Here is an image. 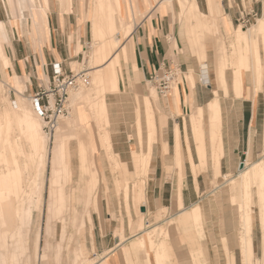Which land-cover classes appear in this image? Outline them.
Listing matches in <instances>:
<instances>
[{
	"label": "bare ground",
	"instance_id": "1",
	"mask_svg": "<svg viewBox=\"0 0 264 264\" xmlns=\"http://www.w3.org/2000/svg\"><path fill=\"white\" fill-rule=\"evenodd\" d=\"M49 1L50 0H3V7L5 9L6 5L9 7L12 16L16 18L15 21L21 25L23 33L27 32L25 26L28 23L24 16V13L27 12L30 16V31L32 30L31 32L34 33L38 42L45 43L49 37L47 26V18L50 10ZM58 1L61 8L67 10L71 8V0ZM132 1L133 0H92L88 17L90 20L92 37L89 50V57L92 64L90 71L92 76L91 86L90 88L87 87L88 89L86 90L85 87L89 84L88 83L77 90H71L68 95L72 107L77 108L79 105H84L87 114L99 125L101 138L104 140L103 143L112 158L115 153L112 151L111 132L108 130L110 125V113L105 99V92L107 88L111 93L122 92L121 90L125 88V75H127L128 81L132 82L135 81V78L138 77L137 75L139 74L136 72L137 67L133 62H129L130 71H124L123 66L124 59H131V44L128 38L134 28V20L132 19L133 9L131 6ZM152 1L157 4L160 3L162 4L161 6H166L168 8L177 25V33L180 35L183 33L189 40H193L197 48L196 53L202 58V62L206 60V52L205 44L201 37V31L205 28L209 29L214 22L219 24L221 28L226 31H228L229 28H231L230 31L233 29L231 19L227 14L223 13L221 0H206L207 12H202L199 9L197 0H147L149 5H151ZM220 12H222V15L220 17L218 16L219 19H214ZM142 16L144 17V14H142ZM83 18H86L85 14H83ZM261 26L262 22L259 24V27ZM243 27V25L240 27L238 26L237 30L235 28V31L231 32L233 35L231 40L232 53H230V57H227L225 54L224 45H218V58L220 59L217 65V78L220 81L223 92L226 94L228 87L225 82V68L230 66L232 68L231 88L235 93L234 95L237 97L242 93V70H253V83L257 84V86L259 85L260 78V60L254 40L255 31L254 29H243ZM0 30L6 34L7 40L9 41V30L6 24L1 21ZM5 45L8 46V43L6 44L0 39V83L3 82L1 77L4 76V73H7L8 68L11 69L12 64L9 56L5 53L6 51H4ZM205 67L206 65L203 63V70ZM11 72L12 76H8L9 86L13 89L16 99L11 100L8 98V95L2 96L0 94V102L4 103L2 112H0V264L11 263V261L15 260L18 252L29 250L28 246L25 245V241H21V234L22 224L28 223L31 219L32 205L36 206L39 210L43 208L41 212L42 215L39 217L40 220L37 223L32 238V254L35 255L37 261L47 260L48 257H50L49 254L51 253L52 246L55 245L57 247L56 243L52 242V239L55 236V226L58 220L61 222L60 239L58 240L63 241L66 236H68L66 210L68 209L67 206L69 205L70 199L72 200V196L68 194V185L74 180V171L78 172V178L75 179L77 186L73 188L74 192L78 191L84 193L86 186L83 181V176L86 174L88 177L86 179L88 185L87 199L84 195V200L86 199L87 202L100 177L98 167L95 160L92 159L93 155L90 153V147L87 141L88 136L86 132H84V127L83 125L77 126L79 118L74 114L71 120L62 121V118L64 119V117L69 114V106L68 114L59 117L55 127L51 131L46 132L44 129V121L39 114L40 117L37 115V110L33 106V102L30 103V100L27 101V97H25L23 93L26 89L25 83L19 81L15 73L13 71ZM182 76L184 79H188L193 83L191 72L183 73ZM173 86L176 89V85L174 84ZM133 87L135 90L143 91L139 82H133ZM83 88L85 91L81 90ZM170 94L171 97L165 100V105L167 107H171L173 104L176 106L177 93L172 91ZM214 94L215 98L210 101L208 105L206 104V109L208 110L207 118L213 170L215 175H219V158L222 151L220 132L221 118L220 105L217 97L218 94L216 91H214ZM72 113H74L73 110ZM202 114V108L198 107L194 113L190 115L189 120L200 163L205 165L206 153ZM41 120L43 125L41 124ZM70 123H72V126ZM73 124L77 127H74ZM136 125L139 134L140 122L137 118ZM69 127L72 129L74 127V129L72 130ZM66 129H68V131L71 130V132L73 131L74 137H77V140H75V148H70L69 143L66 141L67 138L64 140L63 135ZM175 131L176 142H174L177 145L176 156H178V158L176 157V160H178L181 155L179 153L178 133L176 129L174 132ZM73 133L71 134L73 135ZM154 140L155 131L152 123L151 129L147 132L146 151L140 154L133 151L131 148L133 161L135 163L133 167L134 171L132 170L133 172L131 174H127L126 178L123 177L124 174H121L120 177V182H123L122 187L124 191L122 192H124L123 197L126 204L128 183L131 182L133 184V181L129 180H135L139 178L140 174H145L144 172H146L145 170L148 167L151 146ZM77 156L79 162L78 165L76 164V167H74L73 157ZM180 161L181 160L176 161L177 163L175 162L177 167ZM181 166L182 163L179 167ZM195 166L196 165L192 163V168ZM180 175L181 174H179V177L181 178L182 175ZM226 181L230 184L231 189H229L232 191V195L230 194L231 196H229L231 198L230 201L233 203L238 202V225L236 224L238 227L236 228V236L238 237L239 251L241 252L240 261H242V264H264V162L246 163L245 167L238 172L236 177L226 176ZM132 187H135V185ZM180 187L175 190L176 194L174 193L176 198L175 201H173L172 207L174 208V206H176V209H182L183 207ZM252 188L255 191H253ZM174 189H176V186ZM44 192H46V197L43 195ZM132 197L134 201L139 202V205L143 204L141 201L144 197L143 185L138 184L133 191ZM252 204L257 206L256 217L261 228V257H256L253 251ZM202 207L203 206H201V209ZM71 209L70 218L73 220L72 222L78 221V218L82 220V215H84V219L87 218L90 220L87 211L83 213L75 206H72ZM165 209L166 208H163V210ZM201 209L199 206H194L191 211V217L194 224L197 226V228H195L198 229L196 233L197 236L202 233V224L204 223H202L203 214ZM80 212L82 215L79 214ZM146 213L147 212H142L140 214L136 226L137 230H144V226H150L148 221L144 223L147 217ZM172 221L174 220L172 219ZM76 222L74 223L76 224ZM81 222L82 221L77 223L80 224ZM173 228L175 230L174 226ZM145 230V236H141L139 247L145 248L147 244L149 247L148 249L153 253V262L155 264H167L162 240L159 239V235L165 238L169 237L168 226L162 223L160 226H158V224L152 225V227ZM119 231L120 232L117 233L120 238L119 243H121L124 238L121 227ZM198 239H200L199 236ZM68 241L70 242V240ZM66 244L63 246L66 247ZM71 244H74V242L70 243L69 246ZM76 245L78 244L75 243L74 249ZM82 247L85 249L84 246ZM82 247L76 248V253L80 249L82 251ZM67 248L70 249L69 247L65 249ZM72 252L74 251L72 250ZM229 252L230 251H228V253ZM78 254L79 255L76 254L78 256V261L75 259V264L76 261L77 264H100L99 262H94L91 257H86L88 259L84 258L85 256L83 254L85 253L82 254L78 252ZM80 254H82L81 257L84 256L83 259L85 260L80 257ZM78 258H81V261ZM96 258L97 257H95L94 260ZM97 259L95 261H98ZM227 264H229V259H227Z\"/></svg>",
	"mask_w": 264,
	"mask_h": 264
},
{
	"label": "crops",
	"instance_id": "2",
	"mask_svg": "<svg viewBox=\"0 0 264 264\" xmlns=\"http://www.w3.org/2000/svg\"><path fill=\"white\" fill-rule=\"evenodd\" d=\"M197 2L200 9L201 2L198 0ZM155 3L152 1L151 5H149L147 0H133L131 2L134 28L128 38L131 44V59L129 62H133L139 70L140 75L148 80L151 75L159 73L162 67L167 65L176 66L175 63H177L181 71L178 73L179 79L176 84L177 106H174V104L170 108L162 106L159 112L155 110L156 112L153 114L155 140L151 146L147 173L143 177L144 202L142 205H138L137 208L140 213L159 208H166L167 212L175 209L173 214L167 217V223L163 222V224L168 226L169 237L159 238L162 240L167 264H227V259H229V264H242V261H240L241 252L239 251L238 237L236 236L237 232L228 228L235 227L236 224L238 225V220L236 224H224L225 228L228 229H223L222 231L220 229L221 224L217 221L218 219L211 216L206 222L205 229L203 222L206 220L202 222V233L199 232L200 234L198 236L200 239H198L196 234L198 229H196L197 226L191 217V211L194 206H199L201 209L204 200L207 201L208 210H219V205L224 206L227 204L224 202L225 198H223L225 192L221 190V188L225 187L223 183L226 181V176L236 177L238 172L245 167L246 163L264 162V51L261 47L262 40L264 46V0L255 1L256 9L261 14L256 23L253 24V27H243V29H254L255 31L254 40L260 60L259 85L257 86V84L253 83V70H242V93L238 97L234 95L235 93L231 88L232 68L230 66L225 68V82L228 87L227 93L225 94L221 88L216 74L220 59L218 58L219 50L216 54L215 48L208 49L206 55L207 60H205L206 68L204 70L195 55H192L190 52H188V56L184 52H182L184 54L177 53V51H181L182 47L179 34L177 33V25L166 6ZM51 7L47 18L49 37L44 44L37 46L36 44L40 42H38L36 37L33 39L36 44L24 43L19 37L15 36V34L18 35L20 33V29L18 30V27L14 26L12 27V35L11 39L9 38L8 46H4V51H6L5 53L9 56L10 62L12 63L11 69H7V74L11 77V71H13L18 80L25 83L26 89L24 92L29 97L40 86L46 85L50 81V77L57 64L63 71L67 72L69 69H72L71 64L76 65L81 63L79 61L80 51L83 49L85 40L91 36L90 21L82 18L79 12V15L72 11L69 13H60L55 0L52 1ZM223 13L227 14L224 10ZM142 14H144V17ZM228 16L234 28L236 26V12L228 11ZM9 18L7 14H3V0H0V21L7 22ZM260 22H262L261 27H259ZM230 29L228 31L224 29L223 33L225 35L230 34L232 32ZM258 36L262 38L257 39ZM173 38L177 42L175 48L171 43ZM224 48L225 54L227 57H230L229 55H231L232 49L228 47L225 36ZM189 72L193 76V83L188 79H184L182 76L183 73ZM214 91L218 94L221 118L220 132L222 151L219 158V175H215L213 170L207 118L208 110L206 109V104L208 105L215 98ZM171 94H167L165 100L169 99ZM163 103L165 104V102ZM198 107H201L203 110L202 127L204 130L206 153L205 165L200 163L198 152L195 148L196 142L195 139L193 140L194 136H192V129H190V115ZM118 114L116 111V115ZM112 115H114V112ZM140 115L143 131L144 113L140 112ZM147 115H149V112ZM116 120L117 123H112L114 126L109 129L121 130L117 116ZM147 122L150 130L152 125L151 118H148ZM87 125H91L90 120H88ZM175 129L178 133L179 150L181 151H179L181 156H179L178 160H176L178 156H176ZM133 145L135 151L141 150L145 152L146 138L144 139L142 137L141 145H139L138 141L134 142ZM129 146H131V142H129ZM117 150H119L118 147ZM179 160L181 161L178 162L180 164H177V167L175 162ZM96 163L99 172L103 173L107 179L115 176L110 174L108 162L104 157L100 156ZM181 163L182 166L179 167ZM192 163L196 165L194 168H192ZM240 164H243L242 169L239 168ZM132 172V170H129L127 174H131ZM179 174L182 175H180L181 178ZM123 177L125 178L126 176L123 175ZM115 180L114 183L116 184ZM214 182L219 184L213 185ZM132 186V183L129 182L127 188V208L132 220L135 221V216L132 214L135 209L134 200L132 199ZM175 186L176 189H174ZM179 187L181 188L182 209H176V206L174 208L172 207L173 201L176 198L175 190ZM253 188L252 190L255 191ZM230 189L229 192L232 195ZM122 191H124L123 188L119 192L120 197L117 199L113 190L107 194L108 199L102 198L100 206L101 217L100 215H96V222L93 219L94 230L91 241L89 242V247L93 249L92 255H102L108 264H155L153 262V253L148 249V245L146 244L145 248L139 247L141 238L145 236V231H140L139 233H132L130 231L128 218L126 219L128 214L123 197L124 192ZM84 194L87 199L88 193L84 192ZM104 194L106 193L103 192ZM86 199L80 207H86ZM229 199L231 198L229 197ZM231 203L232 205H236L235 209L237 210L238 202ZM98 205L97 201V209ZM255 207L257 211V206ZM141 208L144 211H141ZM201 211L203 219H205L203 207ZM120 212L126 220V223H123V225L117 220L120 216L118 213ZM92 217L94 218L93 215ZM160 225L162 223L158 224V226ZM120 227L124 234V239H122L121 243H119L120 238L117 233L120 232ZM252 230L253 251L254 254H257L256 257H261V230L257 217L255 223L252 219ZM60 232L61 228L59 236ZM221 240L222 242L227 240L229 243H236L238 252L226 253V257L222 252L213 250L208 252L206 241L209 244H215L221 242ZM223 246L224 249H228L226 244H223Z\"/></svg>",
	"mask_w": 264,
	"mask_h": 264
},
{
	"label": "rangeland",
	"instance_id": "3",
	"mask_svg": "<svg viewBox=\"0 0 264 264\" xmlns=\"http://www.w3.org/2000/svg\"><path fill=\"white\" fill-rule=\"evenodd\" d=\"M52 1H54V0L49 1L50 2V10L52 8L51 7ZM55 1L57 2V6L59 8L60 13H64V12L69 13L70 11H72L74 13H77L78 15L80 13V15H82V18H83V14H85L86 18H84V19L89 20L88 17L90 14L92 0H71L70 1L71 2V8L69 10H67L65 8H61L59 5V1L58 0H55ZM198 1L201 2L200 10L202 12H207L205 0H198ZM229 1H230V3L233 2L232 3L233 6L229 9H227L226 8V6H227L226 0H221L224 12H226L227 15H228V11L236 12V14H237V10H236L235 5H234L237 2V0H229ZM244 3L246 4V6H249L252 3V1L251 0H244ZM253 5L256 8V3H253ZM4 9L5 8L3 7V14H7V16L10 17L7 22L4 21V23L7 26V29L9 30V38L11 39L12 27L16 26V27H18V30L20 29L19 30L20 33L18 35L15 34L16 37H19L20 40L23 41L24 43L28 42V44L29 43L32 45L36 44V42L33 41V39L35 38V35L33 32H31L32 30L30 31L31 28H29L30 27V25H29L30 16L28 15V13L27 12L24 13V16H25L28 24L25 26V29L27 32L23 33L21 25L19 23H17V21H15L16 18L12 16L9 7L6 5L5 11H4ZM50 10H49V12H50ZM258 12H259L258 17H259L261 13H260V11H258ZM221 15H222V12L218 13L217 16L214 17V19L215 18H216V20L219 19L218 16L220 17ZM171 16H172V14H171ZM172 18H173V16H172ZM255 21H253L249 25H246L244 28H247L249 26H253V24L256 23ZM235 25L236 26H234V28L232 29L233 30L232 32L235 31L234 30L235 28L237 30L238 26L239 27L241 26L236 21H235ZM223 30L224 29L221 28V26L219 24L214 22L209 29L205 28L201 31V37H202V40L205 44L206 55L208 53L209 48H213V49L215 48V53L217 54L218 45L219 44L224 45V36L227 39L228 47L230 49H232V47H231V36L233 34L230 33L229 35L228 34L225 35L223 33ZM0 36H1L2 41L7 44L8 40H7L6 34L1 32V30H0ZM91 38L92 37L90 36V38L88 37L85 40L83 49H81V51H80L81 55H80L79 61L81 63H78L76 65L71 64V68L74 71L81 70V69L87 70L88 75H89V84L85 87L86 90L88 88H90L91 78H92L91 73H90L92 64H91L90 57H89V50H90V46H91L90 43L92 42ZM179 38L181 40L182 47H181V51H177V53L178 52H180L181 54L187 53V56H188V54H189L188 52H190L192 55L196 56L197 61H199L200 65L203 66L204 62H202V58H200L198 56V54L196 53L197 48H196V45L193 42V40L192 41L189 40V38L186 35H184L183 33L181 35L179 34ZM258 38H262V37L258 36L257 39ZM262 41H261V47L264 51V46L262 44ZM192 42H193V44H192ZM171 43H172V46L175 48L176 46H174V45H177V44H175V43H177L175 41V38H173L171 40ZM42 44H44V42L43 43H37L36 45L41 46ZM182 52H184V53H182ZM206 60H207V57H206ZM176 62H178V61L176 60ZM175 64H176V68H177L176 71L177 72L181 71L179 65L177 63H175ZM204 64L206 65V62ZM129 65H130L129 59L128 60L124 59V63H123L124 71H130ZM136 72L139 73L137 75L138 77H136L135 81H132V82H129L127 77H126L127 75H125V78H126L125 79V88L121 90L122 92H118L119 94L118 93H111L108 88L105 92V99H106L107 106H108L109 113H110V115H109L110 116V125L108 127V130L111 132L110 135H111V139H112L111 140L112 141V151H114V153H115L113 158L110 157V154L108 153L107 148L103 143L104 140L101 138L102 136H101L100 128L98 127L99 125L96 124L95 121L92 120V117H90L87 114L86 109L84 108V105H79V106H77V108H74V107H72V105L68 99L69 114L66 117H64V119L66 118L65 120L62 118V121L71 120L74 117V114L76 117L79 118V120L77 122L78 123L77 126L83 125V127H84V130H85L84 132H86V134L88 136L87 141L89 143L90 153H91V155H93L92 159H94L95 163H96V161L98 160V158L100 156L104 157L108 162L110 174L115 175L113 178L107 179L103 173L99 172L100 177H99V180L95 186L96 189L94 188V190L91 192V195L89 197V201L86 204V207L85 206L80 207V205L83 204L85 201L84 200L85 194L82 192H78V191L74 192L73 191V188L75 186H77L75 179L78 178V176H77L78 172L74 171V173H73V179L74 180L72 181V183H70L68 185V194L70 196H72V200L70 199L69 205L67 206L68 209L66 210V218H67L66 225H67V231H68L67 235L68 236H66V238L63 240L64 242L66 241L65 244L67 243L66 247H69L70 249H68V248L65 249L66 247L63 246V245H65L64 242L58 240V239H60L59 238V231L61 228V222H60V220H58L56 223V228H55L56 229L55 230V236L52 239L53 240L52 242L56 243L57 247L55 245L52 246V249L50 251L51 253L49 254L50 257H48L47 260L45 259L42 261H37L35 259V255L32 254V252H33L32 238L34 235V231L37 227V223L40 220L39 217L42 215L41 212L43 211V208L39 210L36 206L32 205L31 219L29 220L28 223L22 224V234H21V236H22L21 241H25V245L28 246L29 250L28 251L26 250L24 252H18L15 260L11 261V263L8 262V264H75L74 261H75V259L77 260V257H78L77 255H79L78 252L82 253V254L85 253V254H83L85 257L84 256L81 257L82 254H80V257L82 259H83V257L84 258H86V257L90 258L91 257V259L93 258L92 260L96 263L99 262L100 264H108L106 259L101 258L102 256L97 255V254L95 256H93L92 255L93 249H91L89 247V242L91 241V237L93 235V230H94L93 219L96 222V215H100V217H101V209H100L101 207L100 206H101L102 198L104 197V198L108 199L107 194L109 192H112V190H113L114 194H116V196H115L116 199L120 197L119 192L123 188L122 187L123 182H120L121 174H124V176H126L127 171H129V170L134 171L133 167H134L135 163L133 161V156H132V152H131V148L133 149V151H135L134 145H133L134 142L138 141L139 145H141L142 137L144 139L146 138V140H147V132L149 130V127L147 124L148 118H151L152 123L154 125V116H153L154 112H156V111L159 112L160 107L166 106L163 103V102H165L166 96L160 95L157 92V89L155 88L154 84H151V82H149V80L147 78L141 76L138 69H136ZM1 78H2L3 82L0 83V94L2 96L8 95L9 96L8 98H10L11 100H15L16 96L14 95V92H13V89H11V86H9L10 84H9L8 74L4 73V76H2ZM178 79H179V77H178ZM133 82H136V83L139 82L143 91L141 92L140 90L139 91L135 90L133 87ZM83 89H81V90L85 91V89L84 90ZM9 90H12V91H9ZM172 91L176 92V89L174 86L172 87L170 92H172ZM73 92H75V91H73ZM23 93H24L25 97H27V101L30 100V103H32V100L29 96H27V93H25V92H23ZM3 105H4V103L0 102V112H2ZM176 106H177V98H176ZM71 108H73V109H71ZM72 110L74 113H72ZM115 110L119 113L118 115H116ZM113 112H114V115H112ZM140 112L144 113V116H143V119H144L143 128L144 129H143V131L141 128ZM148 112H149V115H147ZM37 115H38V112H37ZM116 116L119 119L121 130L109 129V128H112V126H114V125H112V123H117ZM136 118L140 122V133L139 134H138V128L136 125ZM88 120H90V124H91L90 126L87 125ZM41 124L43 125L42 120H41ZM70 125L72 126V123H70ZM73 126L75 127L76 125L73 124ZM74 127H73V129H74ZM69 128L72 129L71 127H69ZM68 129H66L67 132L66 131L64 132L65 133L63 135L64 140H66V138H67L66 141L69 143L70 148H75L76 147V141L75 140H77V137H74L73 131L72 132H71V130L68 131ZM154 131H155V126H154ZM46 132H48V131H46ZM71 133H73V135ZM68 136H69V138H68ZM129 142H131V146H129ZM117 147L119 150H117ZM136 152L141 154L143 151L140 150V151H136ZM95 156H96V158H95ZM78 162H79L78 156L73 157L74 167H76V164L78 165ZM96 165H97V163H96ZM145 171L147 172V169ZM146 172H144L145 174H143V173L140 174L139 178H136L135 180H133V179L129 180V181H133V184H132L133 186L135 185V187H133V191L136 189L138 184H141L144 186V178L143 177L146 176ZM87 178L88 177L86 176V174H84L83 181H84L85 186H86L85 187L86 189L84 191L85 193H88V187H87L88 185H87V180H86ZM117 178H119V179H117ZM115 179H117V180H115ZM114 180H115L116 184L114 183ZM218 184L216 182L213 183V185H218ZM223 184H225V187L221 188V190H223V192H225L223 198H225L224 202L227 203L226 205H224V206L219 205V208H218L219 210H216V211L211 210L210 211L207 209V206H208L207 201L206 200L203 201V212L205 215V219L202 218V222L204 220H206L204 222L205 223L204 229H205V225L207 224L206 223L207 220H209V217L214 216V218L218 219L217 221L221 224L220 229L222 231H223V229L225 230V229L230 228V229H233L237 232V229H236L237 226H235V227L233 226V228L232 227L225 228V226H224V224L226 225L228 223L229 224H236V221L238 220V211L235 209L236 205H231V202L229 199L230 192H229L228 182L224 181ZM103 192H105L106 194L103 195ZM43 195H44V197H46V192H44ZM97 201L99 204L98 209H97ZM141 201L144 202L143 199H141ZM125 204H126V202H125ZM127 204H128V202H127ZM127 204H126V211H127L128 216L126 215L127 216L126 219L128 218L129 228H130V231L132 233H136V232L139 233V231H143V232L145 231V233H146L145 229L152 227V225H157L159 223H163L164 219H165L164 222L167 223V217L169 215H172L173 211H175V209H173L172 211H169V212H167L166 209L165 210H163V209L160 210V208L159 209H151V210L147 211V217L144 220V223H145V221H148L150 226H146V227L144 226V230H137V227H136L138 224L137 221H138V218L141 214L139 212V209L137 208L139 205V202L134 201V205H135L134 208L135 209H134L132 214L135 216V221H133L131 216L129 215V210L127 208V206H128ZM252 205H253L252 206L253 222L255 223V220H256V207L255 206L256 205L255 204H252ZM72 206L73 207L75 206L77 209L81 210V212H83V213H85V211H87V213H89V216L91 215L90 220H88L87 218L84 219V215H82L80 212L79 214L82 215V220H81V218H78L79 220L78 221L76 220V221L78 223L80 221H82L84 223L81 222L80 224H78L76 221H74V222H76V224H77L76 225L74 222H72L73 220L70 218ZM158 213H161V214H158ZM118 214L120 216L117 218V220L121 225H123V223H126V220L124 219L121 212ZM80 215H79V217H80ZM92 215L94 216V218L92 217ZM11 220H13V219H11ZM260 230H261V228H260ZM56 232H57V234H56ZM122 234H123V232H122ZM68 237H69V239H68ZM123 237H124V234H123ZM159 238H163V236L159 235ZM68 240H70V242ZM58 241L60 243L61 242L62 243L60 244ZM73 242H74V244H71L69 246V244L73 243ZM75 243L80 245L81 247L84 246L85 249H83V247H82L84 252H83V250L81 251V249L80 250L78 249L79 251L76 253V251H77L76 248H81V247L76 245V247H75L76 250H75L74 249ZM79 243H81L82 245ZM206 244H207L208 252L210 250H213L216 252H222L225 255V257H226V253H228V251H230L229 253L238 252V248L236 246V243H229V242H227V240L225 242H222V240H221V242H218L215 244H209V242L206 241ZM223 244H227L226 246L229 249L228 251H227V248L224 249ZM56 248H59V249H56ZM54 249H56V250H54ZM72 250L74 252H72ZM54 251H56V252H54ZM58 252H59V254H58ZM255 256H257V254H255ZM95 257L98 258V259L96 258L98 261H95L96 259L94 260ZM86 259H88V258H86ZM83 260H85V259H83ZM77 261H76V264H77Z\"/></svg>",
	"mask_w": 264,
	"mask_h": 264
},
{
	"label": "built area",
	"instance_id": "4",
	"mask_svg": "<svg viewBox=\"0 0 264 264\" xmlns=\"http://www.w3.org/2000/svg\"><path fill=\"white\" fill-rule=\"evenodd\" d=\"M252 3L246 6L244 0H237L234 4L237 10L235 21L238 24H251L258 17V10ZM233 3V2H232ZM226 0L227 8L233 5ZM176 66H164L159 73H155L149 77V82L154 84L160 95L166 96L172 89L173 85L178 82V73ZM89 83V75L86 69L74 71L69 69L67 72L57 64L54 72L50 77V81L40 86L31 97L33 106L44 121V129L51 131L57 124V120L61 116L68 114V95L71 90H77L81 86Z\"/></svg>",
	"mask_w": 264,
	"mask_h": 264
},
{
	"label": "water",
	"instance_id": "5",
	"mask_svg": "<svg viewBox=\"0 0 264 264\" xmlns=\"http://www.w3.org/2000/svg\"><path fill=\"white\" fill-rule=\"evenodd\" d=\"M239 168L242 169V168H243V164H240ZM140 210H141V211H144L143 208H141Z\"/></svg>",
	"mask_w": 264,
	"mask_h": 264
}]
</instances>
